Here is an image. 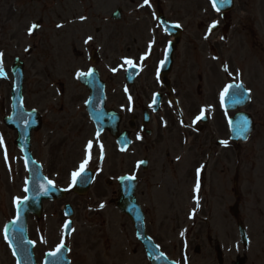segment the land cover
Wrapping results in <instances>:
<instances>
[{"label":"flooded vegetation","instance_id":"1","mask_svg":"<svg viewBox=\"0 0 264 264\" xmlns=\"http://www.w3.org/2000/svg\"><path fill=\"white\" fill-rule=\"evenodd\" d=\"M109 3L108 6L106 0H0V52L3 53L0 136L4 140L0 145V199L10 195L12 209L7 214L8 202L0 200V264H16L4 238V229L16 213L13 191L23 181L19 199L24 200L30 176L17 142L18 132L12 124L17 123L12 110L17 70L22 71L24 109L35 113L32 120L25 121L32 128L28 150L41 166L42 174L55 186L64 188L69 181L64 182L65 174L60 179L57 155L65 142L69 144V134L54 145L47 163L40 158V147L53 143L60 122L66 119L74 122L77 114L89 119L86 102L90 91L76 73H87L91 68L104 83L107 107L120 115L121 131H127L131 144L141 145L145 153L143 160H147L148 166L145 172L150 176L138 178L136 197L145 214L148 234L164 241L154 233L153 226L157 211L162 215L167 208L176 224L174 229L184 232L185 249L191 248L194 255L200 256L201 264H233L241 251V244L236 243L234 229L230 227L235 222L233 209L229 206L226 213L222 210L219 214L218 208L209 205L213 199L247 197L252 192L253 187H244L247 181L241 179L244 164L235 170V151L253 142L251 148L259 147L264 152V48L261 51L257 46L256 32L248 24L235 22L231 12H217L211 0H149L147 4L144 0H109ZM81 16L86 19L81 20ZM213 22L216 26L209 33ZM33 23L39 27L29 34L28 28ZM89 36L93 39L85 43ZM144 55L146 58L141 61ZM124 58L131 59L136 66L129 67ZM106 71L114 76L112 80ZM262 73L263 86H260ZM241 82L250 90L252 102L240 112L250 113L255 125L245 143L235 142L232 127L239 130L237 137H241L246 123L233 120L231 126L234 113L223 109L220 99L225 85ZM201 110L204 115L196 120ZM43 129L47 130L44 141L41 140ZM39 133L37 145L35 136ZM160 147L159 157H152L151 151ZM183 156L188 157L187 165L182 162ZM197 169H201L198 192L194 191ZM161 194L169 198L176 194L190 201L198 197V205L195 199L193 207L177 209L165 201L164 208H157L154 199ZM82 197L70 192L62 199H46L36 215L28 216V234L34 239L39 262L62 238L72 258L73 222L71 232L67 233L63 227L67 221L65 209L71 206L75 218L82 208L78 200ZM83 209L85 215L98 212L91 204H85ZM122 216L126 223V217ZM89 218L86 220L91 227L84 225L80 229L90 234L86 241L94 245L87 250L81 245L82 252L75 251L77 260H71V264H123V257L127 260L129 254L123 246L114 252L113 243H107L106 220L100 224ZM217 220L228 230L224 239L210 232ZM205 225L209 233L204 238ZM132 231L135 237L133 228ZM94 232L98 236L91 239ZM133 254L137 255L138 249H133ZM189 255L187 251L176 257L177 262L186 264L185 260L192 257ZM229 255L233 258L229 259Z\"/></svg>","mask_w":264,"mask_h":264},{"label":"rangeland","instance_id":"2","mask_svg":"<svg viewBox=\"0 0 264 264\" xmlns=\"http://www.w3.org/2000/svg\"><path fill=\"white\" fill-rule=\"evenodd\" d=\"M106 2L109 6V0H106ZM231 15L235 22L243 21L246 25H249L252 32H256V37L254 40L260 50L263 51L264 0H235V7L231 11ZM247 34L251 35L250 32ZM112 56H114V53H112ZM77 70L78 69L75 71ZM106 74L110 80H112L114 77L111 76L110 71H106ZM244 77L246 79L247 75L245 74ZM58 119H60L59 116ZM67 134H69V137H67L70 139L69 144L68 142H65L58 155L56 150V155L59 161L58 171L60 179L61 177H64L65 174L64 182H71L70 180H72V173L78 170L80 163L85 158V147L88 141H92V148L90 150L91 159L89 160L86 168L90 167L97 171L96 178L90 189V192L86 196L78 199L82 203V208L78 209L79 213L76 214L74 218V235L73 239L71 240V243H74V250L77 252L78 249L79 252H82L81 245H84L86 250L94 245L93 243L90 244L88 241H86V238L90 234H87V231H82L80 229L84 225L91 227L86 218L92 216V218H89V220L94 219L100 224H103V220H106V224L104 226L106 231L105 239L107 240V243H110V241L113 243L111 244L114 247V252H118L122 246L127 249L129 258L125 260L126 258L123 257V264H132L133 262V264H147V261L143 256V250L132 234L129 220H126L125 223L124 217L120 215L115 206L110 203L111 199L116 198V193L118 191L117 179L121 175L128 174L132 176H150L148 171L144 172L142 169L137 168L136 165L137 161L145 155L142 146H133L129 151L124 153L117 152L118 150L112 141L113 139H111L108 133L101 134L97 137L95 129L89 119L87 117L81 118V114H77L75 116L74 122L66 119L64 122L59 123V129L54 133L55 137L57 138L53 139L52 144L49 143L47 145H41L40 150H42V154L40 158L44 163H47V161L52 158V150L54 145L56 143H60L61 137L64 138V136ZM46 137L47 130L43 129L41 133V140L44 141ZM35 138V142L38 145L40 133L35 136ZM252 143L250 142L243 149L235 151V170L237 171V168L244 164V168L242 169L243 177L241 176V179L247 181L244 183V187H253L251 194H248L249 196L241 197V204L239 207L241 216L245 215V226L247 228L248 236L250 237V248L246 253V256H248L247 264H264V152H262L261 149L259 150V147H256L255 149L251 148ZM101 145L103 146L102 151ZM160 149L161 147L151 151L152 157H159L158 152ZM16 154H18V151H16ZM181 159L183 163L186 165L188 164L187 156H183ZM100 164L102 166L100 170H97V167ZM223 178L226 180V177ZM106 180H111L112 184L107 185ZM23 184L24 182L22 181L19 185V188L13 191V193L16 195V197H14L15 199L22 196ZM2 192L4 193L6 190L3 188ZM9 197L10 195H8V198L6 199H0L4 203L8 202L7 214L12 213ZM96 197L100 198L96 200ZM194 200L195 198L190 201L188 199L181 198V196H176V194H174L172 198L166 196L164 197L163 194H161L159 197L154 199V202L157 208H164L165 206H163V203L166 201L178 209L182 208V206L193 207ZM233 203L234 199L230 197L226 199H213V204H210L209 208L216 207L218 208V211L216 212L219 214L222 212V210L224 213H226L227 208ZM85 204H91V206L95 207L98 212L85 215L83 209ZM100 204L105 205L104 209L100 207ZM156 214L157 220L156 223L154 222L153 231L156 235H158V237L163 238L164 241L163 243L161 242L162 249H165V251H170L173 254V257L175 256V258L180 257L188 251L190 254L189 256H192L189 261H191L193 264H201L200 256L194 255L191 248L190 250L185 249L184 245H186V237L184 232L182 230L178 231L174 229L176 224L174 223V219L172 215L169 214L167 208L162 213V215L160 211H157ZM217 221L218 222L212 223L213 230L210 232L212 235L217 233L220 235V239H224V235L228 233V230L220 220ZM230 227L234 229L235 241H237L239 236L236 223L234 222V225ZM96 229H103V227H96ZM202 231L203 237L205 238L207 233H209L208 227L205 225ZM181 233H183V235H181ZM97 236L98 232H94V234L90 237L92 239ZM180 238H182V243L180 242ZM133 249H138L137 255L133 254ZM75 251L71 255L73 258L71 259L75 260L76 262L77 256H75ZM232 258L233 255H229V259Z\"/></svg>","mask_w":264,"mask_h":264},{"label":"water","instance_id":"3","mask_svg":"<svg viewBox=\"0 0 264 264\" xmlns=\"http://www.w3.org/2000/svg\"><path fill=\"white\" fill-rule=\"evenodd\" d=\"M233 0H216V6L219 9L232 7ZM20 74V70H18ZM95 75V74H94ZM21 80V74L19 75V83ZM89 88H92V94L87 104V109L91 115V118L95 122L99 130L109 128L112 133L115 134L117 131L118 118L111 111L105 110L104 108V92L103 87L100 91H97V87L94 83L85 81ZM20 111H23L21 103L19 105ZM27 113L25 115H30ZM16 127L19 129L22 139H19V143L24 145L28 150L29 142V131L30 128H24L23 125L17 124ZM123 148L127 147L129 144L128 137L124 134L121 135ZM28 157L30 158V153L28 152ZM42 179V177H41ZM38 180V179H37ZM36 178L28 181L27 191L28 199L23 201L19 206L17 213H19V218L14 220L8 228L9 237L13 241L12 248L17 255L19 264H37L34 260L32 253V244L27 241L26 233V213L28 210H35L38 207L43 198H58L64 196L62 190L49 185L45 180H43V185L41 186ZM92 181V174L90 171H85L80 177L77 178L76 187L74 188L78 193H86L89 189V185ZM120 191L119 197L115 201V205L121 212L127 214L132 220L134 227L137 232V236L140 242L143 244L147 257L152 264H176L175 262L169 260L166 255H164L155 243L146 235L144 229L143 212L137 203L136 197L134 196L135 191V181L133 179H128V176H123L119 180ZM45 188L47 189L45 191ZM243 243H247L245 232L242 227H240ZM163 254V255H161ZM44 264H68V260L64 252H59L55 257H46ZM236 264H241L238 262Z\"/></svg>","mask_w":264,"mask_h":264},{"label":"snow or ice","instance_id":"4","mask_svg":"<svg viewBox=\"0 0 264 264\" xmlns=\"http://www.w3.org/2000/svg\"><path fill=\"white\" fill-rule=\"evenodd\" d=\"M149 2V0H144V3L147 4ZM213 7H216V0H213ZM217 11H219V8H216ZM81 20H84L86 19L84 16H81L80 17ZM179 26V25H177ZM216 26V22H213L210 26H209V29H208V32L211 33L212 29ZM39 25L38 24H35L33 23L29 28H28V33L31 34L33 32L34 29L38 28ZM57 27H61V25H57ZM207 38V36L205 37ZM93 38L91 36H89L87 38V40L85 41V43H87L88 41L92 40ZM154 43V41H153ZM151 43L148 45L149 47V50L151 49ZM147 55V54H146ZM146 55L144 56H141L140 57V60L143 61L145 58H146ZM2 58H3V53L0 52V75L3 74V67H2ZM124 63L129 65V67H135L136 65L133 63V61L131 59H128V58H124ZM161 64H163V61H161ZM224 70L227 72L228 71V68H227V65L225 64L224 65ZM113 71H116V69H113ZM93 72L92 69H89V71L87 73H84V72H77L76 75L77 77H81V76H87V75H91ZM239 74V73H237ZM229 75H231V73H229ZM236 89L237 92L235 93L236 96L238 97H243L244 95L250 93V90L249 89H245L244 86H243V83H234V84H227L225 85L223 91L220 93V99H221V103L223 104V101H224V98L225 96L228 94L229 92V89ZM127 91V89H125ZM129 100H131V96H129ZM155 97L153 98V103H155ZM204 115V111L201 110V114L199 116L196 117V120H200L202 118V116ZM195 123V121H194ZM99 136V133H97V137ZM139 139V137H138ZM223 143H227L226 141L223 142ZM4 144V140H3V137L0 136V145H3ZM91 148H92V141H88L87 142V145L85 147V158L83 159V161L80 163L79 165V168L78 170L74 171L72 173V183L75 184L77 182V178L80 177L86 170V166L88 165L89 163V160L91 159ZM103 149V146L101 145V151ZM4 158L5 160L7 161L8 159V156H7V151L5 150V153H4ZM177 159H179V157H177ZM139 163H143L142 161L141 162H138ZM26 165H27V162H26ZM203 167V166H202ZM200 171L201 169H197L196 170V175H197V183L195 185V188H194V191L198 192L199 191V188H200V184H199V174H200ZM47 180V178H45ZM128 179H135V176H130L128 177ZM47 183L49 185H51L53 183V181L51 180H47ZM26 184H27V181H26ZM29 189L27 187H25L24 191L27 192ZM47 189L45 188V191ZM195 199H197V205H198V197H194ZM25 200L28 199L27 196L24 197ZM16 204L19 205L20 203V199L17 198L16 199ZM104 205L101 204L100 207H103ZM67 215V213H66ZM19 218V213H17V219ZM69 225H70V221H66L65 224H64V229H69ZM74 231V229L72 230ZM181 235H183V233H181ZM5 239H7V235L5 234ZM34 243V242H33ZM65 247V243H64V240L63 238L60 240V243L56 245V248H55V251L53 252H50L49 255L50 256H53L55 257L63 248ZM158 247V246H157ZM163 255V254H161Z\"/></svg>","mask_w":264,"mask_h":264}]
</instances>
